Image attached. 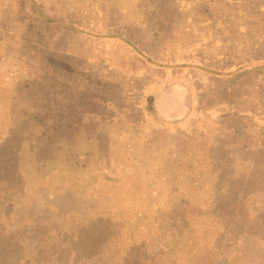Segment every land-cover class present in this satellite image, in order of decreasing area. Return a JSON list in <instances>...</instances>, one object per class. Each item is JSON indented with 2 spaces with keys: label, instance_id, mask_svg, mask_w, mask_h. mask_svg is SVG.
I'll return each instance as SVG.
<instances>
[{
  "label": "trees",
  "instance_id": "trees-1",
  "mask_svg": "<svg viewBox=\"0 0 264 264\" xmlns=\"http://www.w3.org/2000/svg\"><path fill=\"white\" fill-rule=\"evenodd\" d=\"M61 2L74 12L61 15ZM172 4L169 17L156 0H0V11L21 8L27 17L16 35L0 27V207L24 231L4 243L17 262L45 253L56 264L117 257L112 264H250L243 258L253 264L261 258L264 0ZM200 9L213 13L197 17ZM131 24L147 42L124 33ZM55 30L83 40L85 51L51 44L45 35ZM22 58L28 62L20 64ZM197 73L211 83L204 87ZM44 75L48 97L25 96ZM179 80L190 91L189 113L163 121L154 97ZM77 90L85 101L65 99L78 97ZM94 103L106 111L92 132L80 122ZM119 121L126 141L107 158L89 155L88 143L101 154L102 132ZM60 132L73 142L54 141ZM168 133L210 138L213 145L200 148L198 160L163 155L140 168L148 173L119 172L135 170L140 146Z\"/></svg>",
  "mask_w": 264,
  "mask_h": 264
},
{
  "label": "rangeland",
  "instance_id": "rangeland-1",
  "mask_svg": "<svg viewBox=\"0 0 264 264\" xmlns=\"http://www.w3.org/2000/svg\"><path fill=\"white\" fill-rule=\"evenodd\" d=\"M147 1H152V0H147ZM157 3H159L160 6V10L161 12L167 14V16L171 17L173 15L174 12V5L172 4L173 0H156ZM62 3V8L59 11V13L61 15H65L70 12H74V7L73 5H71V3L69 2H61ZM201 3V2H200ZM200 3L197 4L196 7H198L200 5ZM52 4H56V2L53 1ZM60 6V5H59ZM76 8V6H75ZM216 8V12H217ZM215 10V9H214ZM21 8L19 10V14L16 13V10H10L8 11L7 7L6 9H3V11H0V27H4V29L11 31L14 35L17 34L18 30H20L25 24H23V22H25L27 20V17H24V15L20 14ZM140 11V10H139ZM201 12H197L195 15L200 16L201 14L207 15L208 13L212 12L213 13V9H209L207 11H203L200 9ZM114 12V11H112ZM195 11L193 10V13ZM177 14V13H176ZM187 14V12L184 14V16ZM148 17L151 18V15H148ZM114 18V16L111 17V20ZM117 18V17H116ZM117 22H122V20H120L119 18L116 19ZM26 19V20H25ZM175 19V18H174ZM131 20V19H129ZM176 21V19H175ZM173 22V21H171ZM130 23H132L130 21ZM123 27V26H122ZM39 27H37V30ZM25 29V28H24ZM35 30V29H34ZM48 32V30H47ZM124 33L127 34V36H129V33L132 35L130 38L136 40V38L138 37H143V39L145 40V42H147L148 40H146L147 35L143 32L140 31L139 29L134 28V24L129 25V28L124 29ZM49 34V32H48ZM50 37L48 35H45V37H47L49 39V42H51V44H55V45H60L63 47H66V49L71 53H83L85 51L86 45L87 43H83V40H77L75 39V37H72V34L68 31H63L60 30L59 32H57L55 30V32H51L50 33ZM8 51V50H7ZM4 51L3 53L7 54L5 55V58H10L8 56L9 52ZM118 55L120 54V52L117 53ZM121 55V54H120ZM119 55V57H120ZM4 62V60H3ZM5 62L9 63L13 62L12 59L10 58L9 60L6 59ZM28 61L25 58H22L20 60V64H26ZM137 64H140L139 62H137ZM43 68V67H42ZM30 70H32V67H29ZM33 71V70H32ZM44 71V70H43ZM26 72H28V70H26ZM197 82H199L200 84H202L204 87L207 86V84H210L211 81L209 80V78L204 75V74H200L197 73ZM45 79L47 80H42L40 82V84H35V86H31L28 87L25 91H24V95L25 96H30L32 98H45L48 97L47 93H49V91L51 90V83L47 84V82H49V76L48 75H44L43 76ZM179 87V89H181L184 93H181L178 91H175L174 88ZM162 91L160 93H162V95L153 101V109L155 111V114L158 118H160L163 121H177L183 117L186 116V114L189 113V109H190V91L187 89V87L182 83V81H177V82H171L169 84H166L162 89ZM71 92L75 91L74 88L70 89ZM78 91V90H77ZM85 93V92H84ZM84 93H79L78 91V97H74L75 94L73 93L71 96L69 97H65L68 99H72V100H76L80 99V97H82V100L85 101V97L86 94ZM159 93V94H160ZM158 94V95H159ZM178 94H180L181 96H183L182 100L178 99ZM36 100V99H35ZM180 103V105L178 104ZM73 111V108L69 109V112ZM83 111H86V115H85V122H80V124H82V129L87 130V131H92L94 132V130L96 129V124L94 122V119L102 112L106 111V108H101L97 103L92 104V106L85 108ZM171 127V125H169ZM121 128H123V126H121V121H119L118 123L110 126H106L105 127V131L102 132V140H100V145H101V150L102 153H97L96 152V148L95 147H91V144L88 143V154L89 155H97L100 156L101 158H107L109 152H113L114 150H116L118 148V146H121L125 141L126 138L128 137L127 134L125 133V140L124 138H121L120 131ZM164 128H167L166 126ZM109 129V132L108 130ZM103 131V130H102ZM100 134V132H98V135ZM73 135H75V133H73ZM71 134L72 137H75ZM157 135V134H156ZM54 141L57 142V139H59V137H70L69 133L66 132H60L57 135H52ZM152 136V135H149ZM115 140H112V139ZM210 139V138H207ZM206 138L202 139V138H195L192 140H189L187 138H181V137H177L174 133L170 134L168 133L167 137L165 136H160L157 135L155 141L152 140V144H147L143 145L142 147L140 146V152L138 154H135V156H139L140 161L139 163H137V168L134 170H127L124 171L123 169H121L119 172L122 174H145L148 173L147 170L144 169H140L141 167H145L147 166V162H155V161H159L161 160V158L163 157V155H165L166 158L168 159H175L178 162L180 161H185V160H198V158H200V154H199V150L202 147L205 148H211L212 145H210L208 143V140ZM74 140V138H68L67 142L68 143H72ZM211 142H213V138H211ZM59 143H57L58 145ZM225 152V151H222ZM178 154V155H176ZM221 154H226V153H221ZM136 157V159H137ZM136 161V160H135ZM240 161L243 162L242 159H239V163ZM241 164V163H240ZM148 177L151 176V174H147ZM144 179V177H143ZM163 190V186L161 183V187ZM174 190V189H173ZM217 193L214 192L213 197L216 195ZM212 197V198H213ZM217 204V203H216ZM226 204H222L219 203V206H225ZM47 208V211H51V209H49V206H45ZM7 209L6 208H1L0 207V264H26L28 261H19L17 262L13 257V254L8 253L5 251L4 249V243L5 240L8 238H13V237H18L21 234H24V231L22 228H20L19 226H17L16 224L13 223H9L10 222V218H7L5 220V213H6ZM51 213V212H50ZM49 213V214H50ZM97 237V236H96ZM95 237V239H96ZM8 244V243H7ZM72 248V247H70ZM262 248L264 249V242L262 245ZM14 251V250H13ZM260 253V259L258 261H254L253 264H264V252L259 251ZM110 257L112 258H116L115 254L109 253ZM40 255V254H39ZM51 255V254H50ZM47 253H45L44 257L41 256L40 258H36L38 255L35 254L34 256H26L25 258H29V263L28 264H56V260L55 258H53V256H50ZM71 255V254H70ZM9 257V259H7ZM62 257L69 259V254L65 253L62 255ZM64 261V260H63ZM113 261H119L118 257L116 259H111V260H105L102 262V264H112ZM241 261H246L249 262L250 264H252V260H248V259H241ZM72 260H65L63 264H71Z\"/></svg>",
  "mask_w": 264,
  "mask_h": 264
},
{
  "label": "crops",
  "instance_id": "crops-1",
  "mask_svg": "<svg viewBox=\"0 0 264 264\" xmlns=\"http://www.w3.org/2000/svg\"><path fill=\"white\" fill-rule=\"evenodd\" d=\"M174 90L175 91H178V93L179 92H181V93H184L181 89H179V87H177V88H174ZM162 90H160L156 95H155V97H154V101L158 98V96L160 97L161 95H162V93H160ZM160 93V94H159ZM159 94V95H158ZM182 98H183V96H181L180 94H178V99L179 100H182ZM179 105H180V103H178Z\"/></svg>",
  "mask_w": 264,
  "mask_h": 264
}]
</instances>
